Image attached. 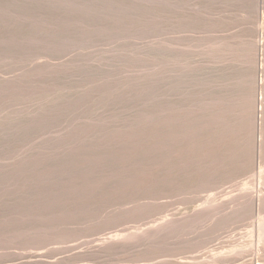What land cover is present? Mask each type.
<instances>
[{
    "label": "rangeland",
    "instance_id": "374dc122",
    "mask_svg": "<svg viewBox=\"0 0 264 264\" xmlns=\"http://www.w3.org/2000/svg\"><path fill=\"white\" fill-rule=\"evenodd\" d=\"M255 1L182 0L177 54L194 67L200 100L217 92L212 76L222 49L235 57L231 70L243 73L241 46L255 29ZM258 17L264 25V11ZM171 36L161 0H0V264H113L70 245L168 214L207 211L212 197L263 190L264 158L255 160L254 174L232 176L214 190L156 185L87 204L86 197L117 189L124 164L117 158L134 144V123L147 128L144 117L157 111ZM261 78L257 73V86ZM152 194H159L161 214L118 224L149 208Z\"/></svg>",
    "mask_w": 264,
    "mask_h": 264
},
{
    "label": "bare ground",
    "instance_id": "6f19581e",
    "mask_svg": "<svg viewBox=\"0 0 264 264\" xmlns=\"http://www.w3.org/2000/svg\"><path fill=\"white\" fill-rule=\"evenodd\" d=\"M161 1L164 34L172 36L165 40L157 111L144 117L147 128H143L139 119L134 123V144L117 158L124 162L115 176L117 189L104 191L99 198L88 196L87 204L110 198L116 191L132 194L134 190L156 185L195 194L214 190L232 176L245 172L254 174L256 166H260L255 160L264 158V25L258 17L259 10L264 11V0L255 1V29L251 37L244 40V47L241 46L243 73L237 76V71L231 70L235 57L222 49L214 60L212 76L217 92L208 103L200 100L195 91L194 67L182 62L177 54L183 46L179 35L182 0ZM222 43L223 40H219L217 46H223ZM258 48L262 57L259 67ZM257 73L262 77L258 86ZM236 85L241 86L239 92L234 89ZM248 158L251 160L246 163ZM231 170L235 172L230 173ZM255 175L258 177L257 173ZM260 175L263 190L256 194L247 192L219 201L212 197L213 202L206 201L207 211L198 209L180 216L164 215L146 226L123 227L107 236L99 237V234L74 243L70 248H80L75 253L79 255L112 258L113 264H264L263 172ZM211 179L216 182L207 183ZM158 195L152 194L147 199L150 205L145 211L117 218L118 224L161 214L163 207L155 208L161 205L157 202ZM109 215L110 212L102 211L101 217Z\"/></svg>",
    "mask_w": 264,
    "mask_h": 264
}]
</instances>
